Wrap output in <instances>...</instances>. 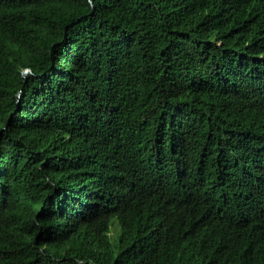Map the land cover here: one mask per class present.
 I'll return each instance as SVG.
<instances>
[{
	"label": "trees",
	"instance_id": "trees-1",
	"mask_svg": "<svg viewBox=\"0 0 264 264\" xmlns=\"http://www.w3.org/2000/svg\"><path fill=\"white\" fill-rule=\"evenodd\" d=\"M0 264H264V0H0Z\"/></svg>",
	"mask_w": 264,
	"mask_h": 264
},
{
	"label": "water",
	"instance_id": "water-1",
	"mask_svg": "<svg viewBox=\"0 0 264 264\" xmlns=\"http://www.w3.org/2000/svg\"><path fill=\"white\" fill-rule=\"evenodd\" d=\"M28 72V70L23 71V76H25Z\"/></svg>",
	"mask_w": 264,
	"mask_h": 264
}]
</instances>
